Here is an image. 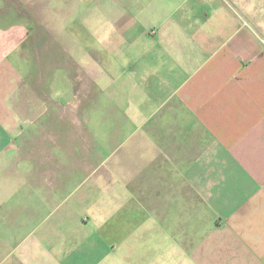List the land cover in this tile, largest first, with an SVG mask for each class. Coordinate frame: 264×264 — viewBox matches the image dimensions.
Masks as SVG:
<instances>
[{"label": "crops", "instance_id": "crops-1", "mask_svg": "<svg viewBox=\"0 0 264 264\" xmlns=\"http://www.w3.org/2000/svg\"><path fill=\"white\" fill-rule=\"evenodd\" d=\"M8 3L0 264H264V0H48L82 37L95 22L107 57L80 110L83 177L71 128L30 96Z\"/></svg>", "mask_w": 264, "mask_h": 264}, {"label": "rangeland", "instance_id": "rangeland-1", "mask_svg": "<svg viewBox=\"0 0 264 264\" xmlns=\"http://www.w3.org/2000/svg\"><path fill=\"white\" fill-rule=\"evenodd\" d=\"M9 0L6 15L18 18L11 24H23L29 34L22 45L21 55L25 58V72L29 75L30 96L41 100L40 110H58L59 127L71 128L73 159L72 177H83L80 171L81 141L86 140L82 132V101L96 94V77L103 75L102 66H107L104 55L94 52L96 46V24L89 22L88 37L80 34V22H65L68 15L60 11L52 13L48 0ZM87 12L95 15V6ZM75 19V15H71ZM14 19V18H13ZM25 19L24 21H22ZM85 31V28H83ZM88 38V41H87ZM85 47L81 43H86ZM92 51L93 53L89 52ZM107 58V57H105ZM27 94V93H26ZM70 97L65 102H51V98ZM51 97V98H50ZM25 109L33 102L25 103ZM66 114V115H65ZM69 118H68V117ZM34 118L37 125L49 123V118Z\"/></svg>", "mask_w": 264, "mask_h": 264}]
</instances>
